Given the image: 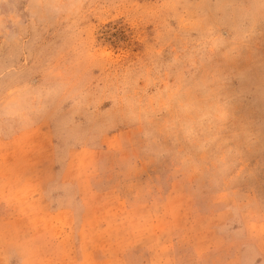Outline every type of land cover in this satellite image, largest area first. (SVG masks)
I'll return each mask as SVG.
<instances>
[{
  "label": "rangeland",
  "instance_id": "374dc122",
  "mask_svg": "<svg viewBox=\"0 0 264 264\" xmlns=\"http://www.w3.org/2000/svg\"><path fill=\"white\" fill-rule=\"evenodd\" d=\"M0 264H264V0H0Z\"/></svg>",
  "mask_w": 264,
  "mask_h": 264
}]
</instances>
